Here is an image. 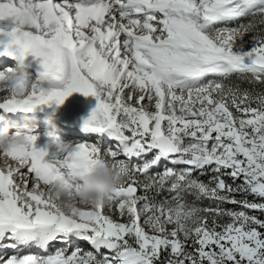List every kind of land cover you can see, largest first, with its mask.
Here are the masks:
<instances>
[{
  "label": "snow or ice",
  "instance_id": "obj_1",
  "mask_svg": "<svg viewBox=\"0 0 264 264\" xmlns=\"http://www.w3.org/2000/svg\"><path fill=\"white\" fill-rule=\"evenodd\" d=\"M20 13L0 49L40 70H0V113L94 96L98 141L0 148V264H264V0H0ZM101 159L124 176L110 206L57 203L56 173Z\"/></svg>",
  "mask_w": 264,
  "mask_h": 264
},
{
  "label": "clouds",
  "instance_id": "obj_2",
  "mask_svg": "<svg viewBox=\"0 0 264 264\" xmlns=\"http://www.w3.org/2000/svg\"><path fill=\"white\" fill-rule=\"evenodd\" d=\"M8 23L16 26L30 25L31 17L27 13H20L11 17ZM31 73L24 62H19L12 72L5 73L7 79L25 80L30 78ZM48 132L56 134L58 124L55 112H49L46 117ZM32 129L27 122L10 121L8 113H0V148L7 151L13 144L23 143L25 135ZM124 181V176L115 170L109 162L101 159L86 173L79 169L74 173L65 175L57 172L56 177L49 186L53 198L60 205H80L82 202H95L97 206H110V195Z\"/></svg>",
  "mask_w": 264,
  "mask_h": 264
},
{
  "label": "bare ground",
  "instance_id": "obj_3",
  "mask_svg": "<svg viewBox=\"0 0 264 264\" xmlns=\"http://www.w3.org/2000/svg\"><path fill=\"white\" fill-rule=\"evenodd\" d=\"M57 2H59V0H57ZM33 66L35 68V71L37 72V70H38V72H39L40 62H39L38 58H36L33 61ZM37 74L38 73H36V75ZM74 104L78 106V111L76 112V114H78V116H76L73 113L75 111ZM95 106H96V104L94 103V100L91 98V96H85L82 93L76 92V93L71 94L65 100L64 104L56 107L55 111H59L61 114L63 113L64 115L70 116L69 118H64V121H70L71 117H73V116H75L76 118L78 117L81 121H83V119L91 113V111L95 108ZM71 107H73V109H72L73 111L69 110V108H71ZM48 109H50V111L52 110L51 108H48ZM56 118H58V116H56ZM44 128L46 130H43L42 132H38L40 134L38 139L41 141L40 142L41 144H45L46 140H47L45 133L48 132V128L47 127H44ZM58 133H60V131L57 129L56 134H58ZM76 140H79V139L77 137H75L73 139V141H76ZM26 253H32V252H25L22 254H26Z\"/></svg>",
  "mask_w": 264,
  "mask_h": 264
},
{
  "label": "trees",
  "instance_id": "obj_4",
  "mask_svg": "<svg viewBox=\"0 0 264 264\" xmlns=\"http://www.w3.org/2000/svg\"><path fill=\"white\" fill-rule=\"evenodd\" d=\"M259 20L260 19V17H251V16H249V17H245V18H242V19H240V20H237V21H234L232 24H230L229 26H236V25H238V24H241V23H244V24H246V23H248L249 21H252V20ZM258 28H260V29H262V30H264V25H258ZM250 35L251 34H249V35H246L245 36V40H248L249 39V37H250ZM235 77H233L232 78V80L233 81H235ZM244 86H249V85H247L246 83L244 84ZM256 88L258 89V90H264V85H256ZM204 179H207V176H205V177H203ZM229 182H231V181H229ZM205 205H207L208 204V201L207 200H205L204 202H203ZM226 207H233L232 205H226Z\"/></svg>",
  "mask_w": 264,
  "mask_h": 264
},
{
  "label": "rangeland",
  "instance_id": "obj_5",
  "mask_svg": "<svg viewBox=\"0 0 264 264\" xmlns=\"http://www.w3.org/2000/svg\"><path fill=\"white\" fill-rule=\"evenodd\" d=\"M245 50H247V49H242V48H239V47H236V46H234V48H233V51H234V52H242V51H245ZM31 75L34 76V73H31ZM91 98L94 100V103L97 104V99H96L94 96H91ZM74 106H75V111H74L73 113H74L76 116H78V114H76V112L78 111V106L75 105V104H74ZM72 109H73V107L69 108V110L73 111ZM105 135H106V134H105ZM82 139H83V138H82ZM87 140H89L90 142H97V141H98V139H89V138H87ZM40 142H41V141L38 139V141H37V146H38V147H43L44 144H41ZM109 143H110V141H107V140L103 141V144H104L105 146H107ZM154 171H155V169H154ZM80 244H81V246H82L83 248H85V249H88V248L90 247V246L87 245V244H82V243H80ZM57 246H58V245H56V247H57ZM56 247H54V248H56Z\"/></svg>",
  "mask_w": 264,
  "mask_h": 264
}]
</instances>
